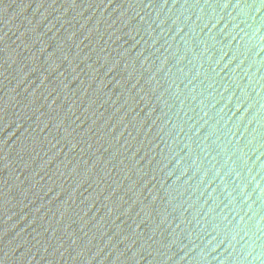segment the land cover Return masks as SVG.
I'll list each match as a JSON object with an SVG mask.
<instances>
[{"label":"water","instance_id":"obj_1","mask_svg":"<svg viewBox=\"0 0 264 264\" xmlns=\"http://www.w3.org/2000/svg\"><path fill=\"white\" fill-rule=\"evenodd\" d=\"M0 264H264V0H0Z\"/></svg>","mask_w":264,"mask_h":264}]
</instances>
